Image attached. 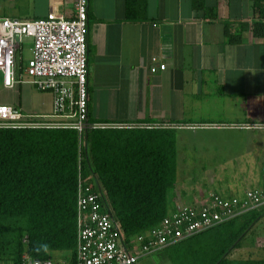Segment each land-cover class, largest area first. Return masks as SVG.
I'll use <instances>...</instances> for the list:
<instances>
[{"label":"crops","instance_id":"0c3cea01","mask_svg":"<svg viewBox=\"0 0 264 264\" xmlns=\"http://www.w3.org/2000/svg\"><path fill=\"white\" fill-rule=\"evenodd\" d=\"M74 3L0 0V18L31 21L49 13L71 18ZM203 4L210 11L216 8L217 19H207L193 0H88L89 119L176 129L177 183L170 195L171 211L176 205H203L215 194L242 197L261 186L264 43L250 35L252 3ZM226 26L230 34L241 35L239 44L229 42ZM22 44L25 53L22 48L18 64L25 67L32 41ZM152 58L165 70L151 73ZM0 84L5 94L0 106L23 115L52 113L51 93L28 83L11 88L3 80ZM186 173L202 177L196 183ZM263 221L224 255L226 261H264V230L256 229ZM157 253L163 259L154 264H172L165 250ZM64 257H58L59 263L68 262ZM153 263L141 258L136 264Z\"/></svg>","mask_w":264,"mask_h":264},{"label":"trees","instance_id":"16d2710c","mask_svg":"<svg viewBox=\"0 0 264 264\" xmlns=\"http://www.w3.org/2000/svg\"><path fill=\"white\" fill-rule=\"evenodd\" d=\"M249 1L250 35L264 43V0ZM193 2L207 19H217L215 7L210 11L203 0ZM224 33L230 43L241 42L227 26ZM125 126L136 127L100 128L80 136L69 129L0 128V264H21L24 255L57 264H65L58 258L65 256L66 264H75L80 181L98 196L125 243L146 236L183 206L171 211L176 129L141 122ZM262 188L261 179L252 190ZM263 217L264 209L251 210L164 250L172 264H264L224 257Z\"/></svg>","mask_w":264,"mask_h":264},{"label":"built area","instance_id":"2783aa9c","mask_svg":"<svg viewBox=\"0 0 264 264\" xmlns=\"http://www.w3.org/2000/svg\"><path fill=\"white\" fill-rule=\"evenodd\" d=\"M88 0H75L71 18L49 13L39 20L0 18V72L5 87L28 83L52 95L50 115H23L0 106V128L69 129L80 136L100 128L136 127L95 123L88 115ZM31 39V58L20 72V50ZM156 58L150 72L165 70ZM18 71L20 73H18ZM263 188L248 190L242 197L210 195L199 206H178L159 227L146 236L131 237L127 243L114 220L104 212L98 196L81 181L78 186V234L75 264H136L138 260L193 237L209 228L251 210L264 209ZM21 264H57L23 256Z\"/></svg>","mask_w":264,"mask_h":264},{"label":"rangeland","instance_id":"374dc122","mask_svg":"<svg viewBox=\"0 0 264 264\" xmlns=\"http://www.w3.org/2000/svg\"><path fill=\"white\" fill-rule=\"evenodd\" d=\"M22 48H23V53H25L24 51V46H23V44H22ZM22 48H21V50H20V54H21V51H22ZM24 56H26V54H23ZM2 80H3V75L2 74H0V82L2 83ZM1 85V84H0ZM5 94H3V92H1V90H0V98L2 97V96H4ZM200 174V175H199ZM186 175L190 178L189 180H192V181H194L195 180V182L196 183H199V178H200V176L202 175V173H186ZM202 177V176H201ZM256 229H257V231H260V230H264V221L263 222H261L257 227H256ZM161 259H163L162 257H161V255L160 254H158V253H155V254H151V255H149V256H146V257H144L143 258V260H147V261H149V262H151V263H155L157 260H161ZM159 262V261H158ZM153 263V264H154Z\"/></svg>","mask_w":264,"mask_h":264}]
</instances>
